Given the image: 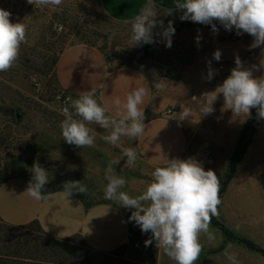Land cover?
Returning a JSON list of instances; mask_svg holds the SVG:
<instances>
[{
  "label": "rangeland",
  "instance_id": "obj_1",
  "mask_svg": "<svg viewBox=\"0 0 264 264\" xmlns=\"http://www.w3.org/2000/svg\"><path fill=\"white\" fill-rule=\"evenodd\" d=\"M0 8L11 12V22L27 26V42L21 45L16 64L0 72L1 165L10 170V164L20 162L26 176L32 178V166L38 161L49 172L50 185L60 187L65 181H81L87 186L88 194H78L85 200L113 203L130 217L133 210L104 199L103 189L107 184L104 176L109 161L120 159L114 170L125 178L122 190L132 197L146 190L155 168L145 164L138 153L134 165L126 164L122 152L126 148L136 150L134 140L122 136L119 145L113 146L103 139L108 130L96 124L87 125L95 135L92 147L80 148L63 140L60 124L65 118L62 109L67 95L57 82L56 64L67 47L89 43L103 51L112 67L139 68L156 84L165 77H178L186 62L184 55L188 49L178 47L181 44L178 32L171 37V47L165 46L162 36H153L152 43L131 46V25L116 23L105 16L99 0H63L59 6L43 7L30 5L27 0H0ZM180 24L184 28L192 27L190 20L180 19ZM216 156L210 152L196 160L205 170H213L222 183L231 157L217 160ZM217 166L221 169L219 173L215 170ZM219 196L221 204L215 218L234 235L264 249V120L226 190ZM131 227L133 238L116 251L92 252L76 242L74 247L79 252L75 253L88 264H175L154 240L145 246L151 232L142 233L134 221ZM215 230L221 237L220 241L217 236L215 239L220 246L203 247L196 264H229L223 255L229 243L240 264H264L262 254L239 241L227 240L221 230Z\"/></svg>",
  "mask_w": 264,
  "mask_h": 264
},
{
  "label": "crops",
  "instance_id": "obj_2",
  "mask_svg": "<svg viewBox=\"0 0 264 264\" xmlns=\"http://www.w3.org/2000/svg\"><path fill=\"white\" fill-rule=\"evenodd\" d=\"M99 2L109 19L131 25V21L149 4L155 5L156 19L159 20L164 12L176 10L177 0ZM214 23L219 29L217 33L212 31L211 25L195 22L191 28L185 27L178 32L181 43L178 47L188 49L184 55L186 62L177 80L162 78L156 83L159 88L139 68L112 67L103 51L89 43L69 46L60 54L56 64L57 82L73 99L94 90L95 98L107 106L108 114L113 116L115 109L111 102L115 97L124 101L130 90L146 88L147 95L140 106L145 111L146 127L134 143L141 160L151 167L166 166L167 159L205 158L210 152L217 154V160L231 157L248 117L225 110L222 94L213 105L214 112L200 116L201 97L222 85L235 67L237 56L247 68L259 66L264 60V46L250 48L252 36L247 33L237 35L234 28L227 31L219 22ZM197 36H200L199 42ZM216 50L221 52L219 61L213 59ZM209 61L214 70L213 77H216L220 65L226 66L223 78L213 83L207 79ZM253 75L256 78L264 76V68L254 70ZM184 107L191 109L192 114L189 119L178 121L177 113ZM168 110L173 111L172 115H167ZM215 170L219 173L220 166ZM29 181L16 177L0 183V217L7 224L21 226L38 221L49 236L65 239L80 235L90 249L100 253L116 251L133 238L131 221L121 207L101 203L87 208L77 195L73 194L67 200L62 191L53 192L48 200L38 201L24 193ZM210 231L221 240L212 222ZM200 241L203 247L214 249L217 246L215 241L210 243L206 235H201Z\"/></svg>",
  "mask_w": 264,
  "mask_h": 264
},
{
  "label": "clouds",
  "instance_id": "obj_3",
  "mask_svg": "<svg viewBox=\"0 0 264 264\" xmlns=\"http://www.w3.org/2000/svg\"><path fill=\"white\" fill-rule=\"evenodd\" d=\"M27 3L35 7L59 6L63 0H27ZM154 8L155 5L149 4L131 21V46L152 43L153 29L158 23L163 27V21L156 19ZM176 9L182 11V21L211 25L212 31L217 33L216 21L227 31L234 28L237 35L247 33L252 36L250 48L264 46V0H177ZM172 13L169 11L165 15ZM11 15L10 11L0 8V72L8 71L16 64L21 45L27 42V26L22 22H11ZM174 32L175 28L169 21L160 34L166 47H171ZM196 39L199 42L200 36ZM213 59H221L219 50L213 53ZM210 64L209 61L208 80L214 76ZM260 68H264V60L259 66L247 68L237 56L235 67L222 85L201 97L200 116L212 114L213 105L222 94L224 109L231 110L233 115L250 117L254 108L258 119H264V76L256 78L253 75V71ZM155 87L159 88L160 85L156 84ZM146 95L147 89L138 87L130 90L124 101L115 97L111 102L115 109L114 116L108 114L107 106L98 102L94 90L76 99L69 96L62 109L65 117L60 124L63 140L80 148L92 147L95 135L87 126L89 124L108 130L109 134L103 139L113 146L119 145L122 136L136 140L143 135L146 127L145 111L140 107ZM191 114V109L181 108L177 120H187ZM122 156L126 157V164L136 163L137 152L134 148L124 149ZM119 163L120 159L110 160L105 169L107 184L103 189L104 199L133 210L129 220L134 221L142 233L152 234L145 241V246L151 245L154 240L156 246L162 248L175 264H196L203 250L201 235H206L210 243L216 239L210 231V224L212 217L219 215L218 206L221 204V182L217 174L211 169L205 170L200 162L191 157L167 159L166 166L157 167L151 173L152 180L146 190L132 197L122 190L126 184L125 178L115 173L114 165ZM31 171L32 178L24 193L38 201L50 199L53 193L44 192L45 185L50 181L49 172L38 161L34 162ZM62 189L66 199L75 193L88 194L87 186L81 181H65ZM231 248L229 243L223 255L229 264H240Z\"/></svg>",
  "mask_w": 264,
  "mask_h": 264
},
{
  "label": "trees",
  "instance_id": "obj_4",
  "mask_svg": "<svg viewBox=\"0 0 264 264\" xmlns=\"http://www.w3.org/2000/svg\"><path fill=\"white\" fill-rule=\"evenodd\" d=\"M176 10H171L173 11L172 15H165L169 11L163 13L161 18L157 20L163 21V27H161L158 23L153 29V36L161 37L160 34L163 31V28H167L169 21L172 22L175 32H179L184 28L180 24V16L182 15V11ZM172 79L177 80L178 77H173ZM2 113L9 116L11 115V112L9 113L7 111H2ZM263 120L264 119H258L256 109L253 108L251 111V116L248 117L238 137L234 152L228 161V171L225 174L226 180L221 183L219 194L224 193L226 190V187L233 177L237 167L242 162L243 158L248 152L249 147L253 143ZM22 167L23 166L20 162L12 163L9 166V169L11 170L10 171L8 168L3 167L0 161V183L16 177H23L31 180L30 176H26V171ZM63 183L64 182L61 184L63 185ZM62 185H60V187H56L55 185H50V183L46 184L44 192L53 193L56 191H62ZM75 195H77V197L83 201L87 208L97 204L106 203H93L85 200L78 193H75ZM211 222L215 228L223 232L227 240L239 241L248 249L256 251L264 256V249L254 244L250 240L234 235L215 217H212ZM1 232L3 234H1L2 236L0 235V264H88V261H86L84 257H79L75 253L79 252V250H77L78 248L74 247L76 242H80L87 249H90L80 235H75L65 239H57L49 236L42 229L38 221H33L26 225L13 226L7 224L0 217V233ZM92 252L97 251L92 250Z\"/></svg>",
  "mask_w": 264,
  "mask_h": 264
},
{
  "label": "built area",
  "instance_id": "obj_5",
  "mask_svg": "<svg viewBox=\"0 0 264 264\" xmlns=\"http://www.w3.org/2000/svg\"><path fill=\"white\" fill-rule=\"evenodd\" d=\"M225 71H226V66H224V65H220V66L218 67V72H217L216 77H213V78L210 80V82L213 83L215 80H220V79H222ZM67 98H68V96L65 98L64 101H66ZM172 113H173L172 110H168V111H167V115H172Z\"/></svg>",
  "mask_w": 264,
  "mask_h": 264
}]
</instances>
